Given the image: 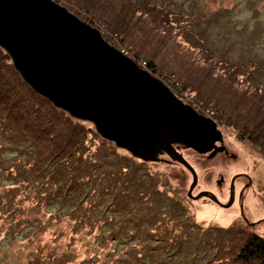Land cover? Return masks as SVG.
<instances>
[{
	"label": "rangeland",
	"instance_id": "374dc122",
	"mask_svg": "<svg viewBox=\"0 0 264 264\" xmlns=\"http://www.w3.org/2000/svg\"><path fill=\"white\" fill-rule=\"evenodd\" d=\"M59 1L104 27L103 21L113 23L109 13L128 16L127 24L116 20L115 26L153 53L155 76L175 96L212 120L221 135L215 146L225 151L210 156L213 148L198 153L174 145L196 172L190 188L191 173L167 153L143 161L101 137L89 121L68 115L79 120L83 139L68 156L47 148L49 142L38 147L21 126H15L20 132L0 120V264L259 262L237 252L251 231L264 238V0H147L174 7L202 34L201 41H189L190 52L173 45L170 58L161 53L169 46H161L160 34L133 19L122 0ZM195 52L219 60L199 67ZM33 105L47 109L42 102ZM69 126L64 122L58 129L64 134ZM230 187L233 200L224 206ZM199 192H211L216 200ZM163 238L179 244L169 247L172 254L163 250ZM144 251L138 260L135 254Z\"/></svg>",
	"mask_w": 264,
	"mask_h": 264
},
{
	"label": "water",
	"instance_id": "95a60500",
	"mask_svg": "<svg viewBox=\"0 0 264 264\" xmlns=\"http://www.w3.org/2000/svg\"><path fill=\"white\" fill-rule=\"evenodd\" d=\"M0 47L37 94L135 157L153 161L167 153L191 173L190 188L196 172L174 145L213 148L210 156L225 151L215 146L221 135L210 118L55 0H0ZM233 194L230 187L224 206Z\"/></svg>",
	"mask_w": 264,
	"mask_h": 264
},
{
	"label": "trees",
	"instance_id": "16d2710c",
	"mask_svg": "<svg viewBox=\"0 0 264 264\" xmlns=\"http://www.w3.org/2000/svg\"><path fill=\"white\" fill-rule=\"evenodd\" d=\"M55 1L63 5L59 0ZM97 1H101V4H103L102 0ZM117 2L119 1L117 0ZM120 3L122 7H127L129 9L130 14H132L131 17L133 19L140 23L146 22L149 26L154 27L155 31L160 34L159 41H161V46H164L163 44L169 46L165 47L163 49V52H161L163 55H167L169 58L174 57L173 52H176V48H174L173 45L175 47H179L183 51L190 52L194 50V47L190 44L189 41H193L195 37L201 41L202 34L200 33V29L196 27L197 29L193 31V29L191 28L192 25L190 24V22H188V16H185L186 18H183L186 23H180L183 20L179 18L182 13H180L177 9L172 10L174 7H167L164 4H149L147 0L143 1L142 4L130 0H122ZM183 13L186 12H184L183 10ZM136 14L140 16H136ZM76 16H78L83 21L85 19L87 23L96 27L101 32L103 38L106 41H108L111 45L117 47L119 50H122L123 52L125 51L126 54L130 58H132L140 67L148 70L152 75L155 76L156 66L154 63V57L152 56L153 53H150V51L147 50H143L146 48H143V45L139 44L136 37L130 36L125 31V28H121V26L119 25L115 26L116 20H123L125 22L124 24H127L129 22L127 20L128 16L123 13L122 15L109 13L108 16L113 23L111 24L108 21H103L105 22V27H109L105 31L101 30L102 28H105L101 23L95 22L94 20L90 19V17L89 19H87L86 17H84V15L81 14H76ZM145 35L148 34L145 32ZM150 36L152 37V35ZM137 38H140V36H138ZM150 43L156 44L152 42ZM139 53L145 55L146 58L142 57L143 59H140L141 57L139 56ZM194 55L201 60V62L197 64L199 67H214V62L219 60L218 57L212 58L211 56L204 57L199 54L196 55V52ZM156 58L158 59V61L161 60L158 55H156ZM16 72L15 69H13L10 57L0 47V95H4L0 99V120L3 122V124H8L10 127H13L14 129H17L19 131L21 129L23 132L34 136L35 140L32 141L37 144L38 147L40 146V142H42L43 144L44 142H47V144L49 142V145L45 144L47 145V148H49L53 152L55 150H58L59 148L61 151L65 152V155L70 156L72 151L76 150V147L79 148V145L83 140L82 139L80 141L79 133L82 130V125L78 124L79 120L71 119V116L67 112L63 111L60 108H56L49 100L48 103L46 98L44 99V97L42 98L39 95L35 94L32 89L26 84V82L22 80L19 73L17 72V74ZM223 74L224 73L220 72L221 78L228 81V83L232 81L229 78L227 79ZM231 77L233 78L234 74H232ZM226 90L229 92L230 89L226 88ZM235 92L236 91L232 88V95L237 94ZM229 97L230 96H228L227 98ZM39 102L45 104L47 106V109L36 108V106L33 105V103L39 104ZM243 102L244 100L241 101V104H243ZM260 104L263 105L264 101L260 100ZM64 122H70L71 127L69 126V128H65L66 132L63 134L60 133L58 125L62 126ZM16 125L21 126V128H16ZM262 139H264L263 136L260 137V140ZM45 145L40 147L45 148ZM181 149L178 148V151L184 157ZM138 236L142 237V235L139 234ZM166 240L167 241L164 240L161 243V245L164 246L163 250H167L168 253L172 254V251L169 247L176 248L179 244L177 245V243H174L175 241L173 238H167ZM183 247L184 245H182V248ZM130 251L131 249H129V252ZM145 251L143 253L139 252L137 255L135 254V257L140 260ZM237 253L239 257L245 260H248L250 258L252 260H254L253 258L260 259L259 262H254L253 264H264L263 236L251 231L245 236L244 243L238 248ZM153 255L157 256L156 253H154ZM118 260H120V258H118ZM154 260H156L159 264L166 263L165 259L155 258ZM188 262L189 264H196L192 259L188 260Z\"/></svg>",
	"mask_w": 264,
	"mask_h": 264
},
{
	"label": "clouds",
	"instance_id": "9594fccd",
	"mask_svg": "<svg viewBox=\"0 0 264 264\" xmlns=\"http://www.w3.org/2000/svg\"><path fill=\"white\" fill-rule=\"evenodd\" d=\"M117 48V47H116ZM122 51V50H120ZM123 52V51H122ZM124 54H126L125 52H123ZM127 55V54H126ZM128 56V55H127ZM129 57V56H128ZM142 68V67H141ZM144 69V68H143ZM146 70V69H145ZM148 71V70H147ZM156 77V76H155ZM158 78V77H157ZM184 103V102H183ZM185 104H189V103H185ZM191 106V104H189Z\"/></svg>",
	"mask_w": 264,
	"mask_h": 264
},
{
	"label": "flooded vegetation",
	"instance_id": "af4514ba",
	"mask_svg": "<svg viewBox=\"0 0 264 264\" xmlns=\"http://www.w3.org/2000/svg\"><path fill=\"white\" fill-rule=\"evenodd\" d=\"M239 198H240V197H239ZM240 199H241V198H240ZM240 203H241V202H240ZM248 222L251 223L250 220H248Z\"/></svg>",
	"mask_w": 264,
	"mask_h": 264
},
{
	"label": "bare ground",
	"instance_id": "6f19581e",
	"mask_svg": "<svg viewBox=\"0 0 264 264\" xmlns=\"http://www.w3.org/2000/svg\"><path fill=\"white\" fill-rule=\"evenodd\" d=\"M204 211H202V212H198V213H203Z\"/></svg>",
	"mask_w": 264,
	"mask_h": 264
}]
</instances>
